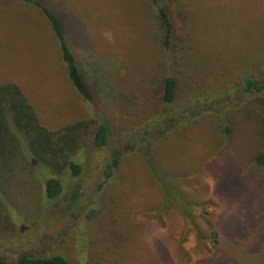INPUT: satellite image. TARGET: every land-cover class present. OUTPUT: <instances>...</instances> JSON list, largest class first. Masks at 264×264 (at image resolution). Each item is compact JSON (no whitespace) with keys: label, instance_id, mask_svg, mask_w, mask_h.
<instances>
[{"label":"rangeland","instance_id":"1","mask_svg":"<svg viewBox=\"0 0 264 264\" xmlns=\"http://www.w3.org/2000/svg\"><path fill=\"white\" fill-rule=\"evenodd\" d=\"M158 1L171 12L169 47L151 0H56L95 46V57L73 47L95 80L89 102L44 16L24 2L0 8V85H17L48 131L73 128L67 146L79 144L72 158L82 167L62 174L57 150L46 159L64 186L49 200L46 171L29 164L27 146L0 147V259L264 264V172L255 162L264 94L240 89L244 78L264 82V0ZM167 77L177 82L173 105L162 100ZM101 123L110 142L96 148ZM50 148L42 141L32 151ZM114 153L120 163L108 179ZM170 187L194 206L189 219L175 201L165 207Z\"/></svg>","mask_w":264,"mask_h":264},{"label":"trees","instance_id":"2","mask_svg":"<svg viewBox=\"0 0 264 264\" xmlns=\"http://www.w3.org/2000/svg\"><path fill=\"white\" fill-rule=\"evenodd\" d=\"M151 1L156 8L160 26L162 28L163 46L169 47L174 31L173 23L171 21V12L163 8L158 0ZM17 2H24L25 4L36 8L50 24L53 34L58 42L61 58L66 65L71 84L84 100L88 102L91 101L93 99L91 85H93V81L95 80H92L85 75L73 49V47L80 49L83 48L87 54L95 57V46L90 35L86 39H81L80 33L76 30V28H84L82 24L78 23L75 20L74 15L70 14L66 7L62 4H58L56 0H0V8L6 7L5 3L11 6ZM176 88L177 82L175 78L167 77L164 79L162 83L163 103L166 105H173L175 103ZM240 89L243 92L242 94L245 95L254 93L264 94V82L251 78H244ZM70 130L71 131L66 133L63 137H59V134H54L48 131L42 126L32 106L28 103L17 85H0V132L2 133V136H4V139L0 141V147H3V144L8 139L13 142L21 140L23 144L27 146V150H29V164L34 168L46 171L45 192L46 197L49 200L56 199L64 192L63 183L58 178L60 175L58 176L49 172L46 166V159L51 157V155L56 154V150L61 157V164L64 170L62 174L65 173L68 166H70L73 176H79L82 171L81 165L76 163L72 158V156L77 153L76 148L79 147V144L74 145L73 143H70L69 147L67 146V140H72L70 135L74 129L72 128ZM34 140L38 142L35 145H41V142L45 141L48 146H53L54 148H50L46 154L33 152L32 149L34 150L35 147V145L33 146ZM109 142L110 134L108 126L105 123H101L94 138V146L96 148H105L109 145ZM4 161L3 157L0 156V164L4 163ZM255 162L264 172V150L258 155ZM119 163L120 154L114 153L110 164L107 166L108 179L111 178L113 172L117 170ZM164 181L166 182L163 183L167 184L168 180ZM171 183L172 181H169V184ZM165 189V207L168 208L169 202L175 201L180 207L182 214L189 219V216L193 213L194 206L183 202L181 197L177 198V193L173 188L170 187V189ZM0 264L71 263L61 256L45 258L38 254L25 253L16 262L9 263L4 259H0Z\"/></svg>","mask_w":264,"mask_h":264}]
</instances>
